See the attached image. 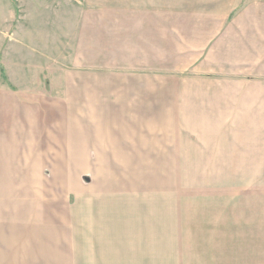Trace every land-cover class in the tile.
<instances>
[{
  "label": "crops",
  "instance_id": "1",
  "mask_svg": "<svg viewBox=\"0 0 264 264\" xmlns=\"http://www.w3.org/2000/svg\"><path fill=\"white\" fill-rule=\"evenodd\" d=\"M138 5L73 29L75 72L59 67L56 94L34 110L56 118L46 131L68 149L89 151L74 165L151 167L104 191L88 261L264 264V0Z\"/></svg>",
  "mask_w": 264,
  "mask_h": 264
},
{
  "label": "rangeland",
  "instance_id": "2",
  "mask_svg": "<svg viewBox=\"0 0 264 264\" xmlns=\"http://www.w3.org/2000/svg\"><path fill=\"white\" fill-rule=\"evenodd\" d=\"M140 1L0 0V264H99L88 261L99 246L90 242L87 219L102 225L104 191L149 176L151 167L74 165L89 151L68 149L46 131L56 118L34 111L56 94L47 84L61 78L59 67L75 72L73 29L98 30L104 14L120 22L141 12ZM87 55L81 53V64L88 65ZM89 60L96 67L100 58Z\"/></svg>",
  "mask_w": 264,
  "mask_h": 264
}]
</instances>
